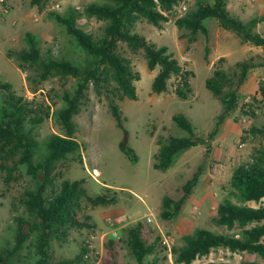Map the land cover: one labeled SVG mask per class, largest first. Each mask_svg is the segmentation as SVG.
I'll return each instance as SVG.
<instances>
[{
    "label": "rangeland",
    "instance_id": "374dc122",
    "mask_svg": "<svg viewBox=\"0 0 264 264\" xmlns=\"http://www.w3.org/2000/svg\"><path fill=\"white\" fill-rule=\"evenodd\" d=\"M198 1L212 4L214 0H180L169 15V21L161 27L140 19L135 32L145 36L158 46H167L169 51L184 66L192 71L190 77L192 92L188 100H181L176 94L179 80L169 81V89L161 94L152 91V84L159 72L148 69L144 51L133 52L127 44L120 43V54L131 62L141 79L135 82L138 100L118 101L129 132V146L138 156L133 163L120 149L124 132L111 115L105 96H99L91 85L87 91L88 102L74 117L78 132L76 140L82 145L83 161L71 156L62 161L55 171V186L63 179L85 180V188L91 196L107 194L116 197L117 202L108 206H92L86 201L79 210L80 220H86L90 227L71 228L67 236H61L51 243L54 261L71 259L89 252L82 264H138L126 245L127 230L143 225L144 236L150 243L160 238L158 251L146 258L160 259L159 264H175L171 249L184 245V237L194 235L198 229L214 233H233L215 224L220 203L233 196L231 179L234 170L249 163L253 154L264 147V137L254 134L253 128H264V99L260 87L264 84V48L245 43L232 31L223 29L215 19H208L205 25L208 35L196 36L176 25V20L197 8ZM98 0H49L41 5L32 0H0V85L9 83L21 96L49 112L44 122L34 130L40 143L35 161L40 162L45 154V142L52 134H64L53 114L62 106L58 95L73 90L77 80L71 77H51L35 86L28 80L33 70L26 72L19 68L18 53L28 48L27 34L38 40L42 54L82 62L84 52L65 33L51 13L68 15L75 12L77 24L95 38H100L105 23L88 18L84 9ZM186 7L187 11H183ZM230 13L248 22L264 16V0H227ZM256 32L264 36V22L258 24ZM57 48V52H54ZM220 66L237 80L240 63L253 66L240 88L239 107L220 124L213 140L193 147L179 155L174 165L166 171L154 168L159 150L158 140L169 136L187 137L173 121L175 114H184L192 122L198 137L207 140L216 128L222 105L206 87L219 60ZM17 158L0 154V246L12 250L15 246L16 218H27L21 199L27 190L36 186L28 175L25 165L17 164ZM200 170L199 182L187 200L182 212L174 219L161 218L162 201L165 196L179 198L182 186ZM95 171L100 172L97 176ZM63 177V178H62ZM54 186V188H55ZM52 190V189H51ZM249 206H264L261 203H247ZM116 233V235H115ZM34 237L12 258V264H33L37 260ZM264 264L257 255L234 253L228 249L213 250L209 256L201 257L192 264L224 262L242 264L243 261Z\"/></svg>",
    "mask_w": 264,
    "mask_h": 264
},
{
    "label": "trees",
    "instance_id": "16d2710c",
    "mask_svg": "<svg viewBox=\"0 0 264 264\" xmlns=\"http://www.w3.org/2000/svg\"><path fill=\"white\" fill-rule=\"evenodd\" d=\"M49 0H32V4L41 5ZM180 0H98L84 9L88 18H95L105 23L102 36L95 38L77 24L75 12L66 16L51 13V17L62 26L65 33L84 52L82 62L56 58L52 54H42L38 40L27 34L28 48L18 53L19 68L33 70L28 80L38 86L51 77L74 78L77 83L73 90H65L58 95L62 106L53 116L63 128L64 134H52L45 142V154L40 162L35 161L36 151L40 143L34 135L35 128L42 124L50 113L44 114L41 106L28 98L18 95L9 83L0 85V154L7 158H17V164L27 167L28 175L36 181V186L24 192L22 206L27 218H16L15 246L12 250L0 246V264H12L15 254L34 237V248L37 260L33 264H82L89 250L85 247L82 253L71 259L54 261L51 254V243L67 236L71 228L90 227L86 220H80L79 210L83 201L92 206H108L117 202L116 197L107 194L91 196L85 188V180L63 179L55 186V171L58 165L70 158H82V145L76 140L78 132L74 117L81 112L88 102L87 91L91 85L99 96H105L111 115L119 128L124 132L120 142L121 151L133 163L138 156L129 146V132L124 124L123 112L118 101L125 99L138 100L136 81L141 79L131 62L119 52L120 43H125L133 52L144 51L148 69H159L152 91L161 94L168 91L169 81L179 80L176 94L181 100H188L192 92L190 77L192 71L185 70L180 61L174 57L167 46H158L145 36L135 32L140 19L147 20L155 27L169 21V15ZM215 19L220 26L237 34L245 43L264 48V36L256 32L264 16L253 18L248 22L233 16L227 8V0H214L212 4L198 1L197 8L176 20L181 30L188 31L191 36L199 33L208 35L205 21ZM221 58L213 75L206 80V87L222 105V113L218 116L216 128L204 140L195 133L190 119L184 114H175L174 123L187 137L169 136L159 139V150L154 168L166 171L171 168L177 157L193 147L204 145L214 139L220 124L239 107L240 88L246 81L253 66L240 63V74L233 79L220 66ZM260 95L264 99V84L260 87ZM254 134L264 137V128H253ZM200 170L188 180L181 189L179 198L165 196L162 201L161 218L171 220L183 210L184 205L199 182ZM63 178V177H62ZM233 196L240 204L225 200L217 209L214 222L233 233H214L207 229H198L194 235L184 237V245L173 247L171 254L175 264H192L201 257L209 256L213 250L224 248L234 253H248L264 260V206L253 207L247 203H261L264 199V147L258 149L249 163L238 166L232 175ZM55 186V188H54ZM52 189V190H51ZM161 239L150 243L144 236L143 225L138 224L127 230L126 245L131 256L138 264H159L160 259L152 261L146 258L155 254L160 248ZM208 264H227L210 262ZM242 264H258L255 261H243Z\"/></svg>",
    "mask_w": 264,
    "mask_h": 264
},
{
    "label": "built area",
    "instance_id": "2783aa9c",
    "mask_svg": "<svg viewBox=\"0 0 264 264\" xmlns=\"http://www.w3.org/2000/svg\"><path fill=\"white\" fill-rule=\"evenodd\" d=\"M183 11H187V8L184 7V8H183ZM56 50H57V48H55L54 52H57ZM115 235H116V233H115ZM86 256H87V255H86Z\"/></svg>",
    "mask_w": 264,
    "mask_h": 264
},
{
    "label": "bare ground",
    "instance_id": "6f19581e",
    "mask_svg": "<svg viewBox=\"0 0 264 264\" xmlns=\"http://www.w3.org/2000/svg\"><path fill=\"white\" fill-rule=\"evenodd\" d=\"M95 172H96L95 174H96L97 176H100V172H99V171H95Z\"/></svg>",
    "mask_w": 264,
    "mask_h": 264
}]
</instances>
